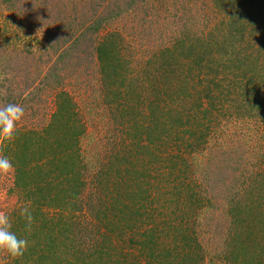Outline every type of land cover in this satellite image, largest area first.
Masks as SVG:
<instances>
[{
    "label": "trees",
    "instance_id": "obj_1",
    "mask_svg": "<svg viewBox=\"0 0 264 264\" xmlns=\"http://www.w3.org/2000/svg\"><path fill=\"white\" fill-rule=\"evenodd\" d=\"M213 1L219 12L223 9L220 20L204 31L172 34L135 72L122 50L126 37L154 17V0H87L88 10L80 16L74 15L76 1H40L64 30L62 37L54 36L58 26L53 35L40 30L46 41L36 49L29 41L34 38H23L25 52L51 50L54 55L38 78L41 88L35 90L32 80L10 89L0 69L3 105L17 103L27 110L26 103L38 102L45 90L54 106L40 129L17 126L13 141L0 139V153L14 164L12 231L29 242L18 259L4 253L3 264H126L121 252L112 259V235L121 236V246L132 247L130 264H203L210 253L198 227L203 228L202 218L217 198H222L227 222L220 248L210 258L217 264H263L264 156L261 166L258 159L250 164L235 157L215 174L202 158L220 119L264 120V0ZM23 3L0 0V18L21 17L16 22L23 24ZM126 18L133 22L132 31L125 29ZM1 36L4 49L7 40ZM86 64L97 75L102 98L121 121L132 123L124 129L127 143L89 180L80 147L83 123L64 87L66 68L75 72ZM144 88L149 92L145 99L140 95ZM111 176L112 184L123 183V193L106 203L100 196L93 201L90 193L85 198L89 184H96L92 191L98 192ZM177 201L181 213L160 220L163 207ZM24 206L33 216L30 231L19 215ZM111 210L116 213L109 216ZM92 211L99 212L94 216L102 226L97 235H107V244L83 237L81 219ZM95 225L85 223L89 229Z\"/></svg>",
    "mask_w": 264,
    "mask_h": 264
},
{
    "label": "rangeland",
    "instance_id": "obj_2",
    "mask_svg": "<svg viewBox=\"0 0 264 264\" xmlns=\"http://www.w3.org/2000/svg\"><path fill=\"white\" fill-rule=\"evenodd\" d=\"M40 1L41 0H24L22 8L24 12V17L22 18L23 24H17L16 22L21 17L10 18V16H7L6 20L0 18V38L2 37L1 35L4 34L5 37L2 41L7 40L6 45L4 44V49H0V69L2 68L6 71L8 80L4 83L8 88L13 90L22 89V85H26L32 80L35 81V87L37 86L35 90H38L37 88L42 86L39 80L44 74L46 65L51 64L54 60H50L51 57H54L51 50L41 52L42 55H39L40 53L38 52L40 51L36 52L34 50L29 53L23 50L24 37L34 38V40L29 41L32 43L33 49H36L46 41L45 38L42 37L40 30L48 31L49 34L53 35V30L57 28L55 26H58L56 25V19L54 15H52L51 10H44L42 2ZM64 1L66 3L69 1H76L77 4L72 3L75 10L74 15L76 16H80L83 11L87 12L88 10L87 6L89 3L86 2L87 0ZM262 3H264V1ZM153 4L155 11L153 12L154 17L152 20H147V22H144L143 25L135 29L136 31H133L134 35L127 37L125 35L128 46H125L122 53L132 61L131 64L134 72L138 69L141 70V66L150 55V52L156 50L162 42L167 41L172 34L179 33L181 30H186L189 33L200 32V30L204 31L223 16V9L219 12V8H215L216 3L213 0H154ZM141 14H143V11H141V13L138 12V15ZM124 24H127L125 29L132 31L131 27L133 22H130L129 19L126 18ZM58 27L57 29H59V31L54 34V36H64L63 26ZM2 29L8 33L2 32ZM38 38L40 39L39 42L36 40ZM11 40H16V44H12ZM25 40H27V38H25ZM169 42L167 41V43ZM13 47L22 49V51L16 52ZM91 66L92 65L86 64L75 72H73V67L66 68L67 78L66 85L64 86L65 90L69 92L73 100H75L79 117L83 123L84 132L80 138V147L82 157L87 164V170L91 172L90 176L87 177L88 180L92 178L93 174L101 166V163H104L107 158L112 159L111 154L118 151L121 147V143H127L128 134L124 132V129H128V125L132 127V123L121 121L122 118H119L112 103H108L102 98L98 90L99 82L96 80L97 75L94 73L93 68H90ZM137 81L140 82L139 79ZM148 93L149 92L144 88L140 95L145 99L148 97ZM48 95L49 94L44 90V94L41 95L38 102L26 103L27 110H25L24 117L18 122L17 126L40 129L46 125L49 122L51 113L54 111L52 97ZM0 105H3V101L0 102ZM123 120H126V117ZM263 121V119L259 121L256 118L243 121L240 119H220V123L211 133L209 147L202 158L204 163L207 165L211 164L210 167L215 174L218 166H220V170H225L224 165H227V161L233 160L235 157L239 160L242 159V161H249L250 164L257 163V159L259 162L262 161L264 156ZM161 148L162 147H160V149ZM214 157L216 162L214 161ZM213 163H216V166L214 165L215 168ZM220 170H218V173H220ZM113 179L114 176H111V181L102 180L104 185L101 186L100 184L98 192L92 191L95 188L97 190L96 184H89L90 188L85 191V198L90 193L89 196L93 201L100 196V201L106 203L109 196L111 197V195L115 196L117 193H123V183H119V185L112 184ZM146 179L152 181V178L149 176ZM12 183L13 171L7 174H0V213H7L9 216L16 203V194L12 190ZM216 201L218 204H215V207L209 214L204 215V218H202L203 228L198 227V231L203 234L205 249L208 248L210 253L205 256L203 264H217L214 258H210V256L212 257L215 255L214 251L220 248L218 244L222 243L225 237L221 232L225 229L223 225L227 222L226 218L222 215L223 209L221 206L223 201L222 198H217ZM179 208L183 209L182 204H179L178 201L175 203H168V205L163 207L158 217L160 220H164L167 219V216L173 217V215H179L178 213H181ZM173 211L176 214H173ZM98 213L99 212L93 213L92 211L91 214L81 219L83 222L81 231L85 239H98V243L107 244V235L105 238L97 235L99 226L100 229H102V226L98 225L101 224L98 218L94 217L97 216ZM113 213L116 212L113 210L108 212L109 216H112ZM98 217L100 219L101 215ZM85 223L87 226L95 224L98 226L95 225L97 227H91L89 229L85 227ZM120 237L121 236L116 238L115 235H112L110 238L112 239V245L116 247V249L113 250L112 259L120 258L121 252L126 260L123 261H125L126 264H130L133 257L131 254L134 251L131 250L132 247L128 248L125 244L121 246L119 244ZM166 239L167 238H165V240ZM3 255L4 252L0 251V264H3Z\"/></svg>",
    "mask_w": 264,
    "mask_h": 264
},
{
    "label": "clouds",
    "instance_id": "obj_3",
    "mask_svg": "<svg viewBox=\"0 0 264 264\" xmlns=\"http://www.w3.org/2000/svg\"><path fill=\"white\" fill-rule=\"evenodd\" d=\"M24 113V107L17 103H8L0 106V139L13 141L16 138L17 124L24 117ZM13 169L14 164L9 156L0 153V174H7ZM19 215L25 222V229L30 231L33 216L29 207H21ZM28 244L27 239L19 237L12 231V222L9 214L0 213V251L15 260L25 254Z\"/></svg>",
    "mask_w": 264,
    "mask_h": 264
}]
</instances>
